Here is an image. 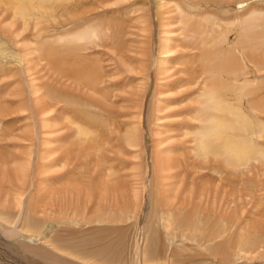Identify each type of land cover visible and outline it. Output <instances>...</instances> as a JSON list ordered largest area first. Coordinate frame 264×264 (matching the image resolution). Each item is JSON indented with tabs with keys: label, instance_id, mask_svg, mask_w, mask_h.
Instances as JSON below:
<instances>
[{
	"label": "bare ground",
	"instance_id": "6f19581e",
	"mask_svg": "<svg viewBox=\"0 0 264 264\" xmlns=\"http://www.w3.org/2000/svg\"><path fill=\"white\" fill-rule=\"evenodd\" d=\"M54 1L62 2L64 0H0V212H11L10 215L14 218H19L22 215V224L19 226V232L17 233L13 232L15 231L14 229H6V226H10L13 222L0 216V232L13 241L7 242L4 239L6 245L0 243V247H4V250L0 253L3 254L4 252L10 258L12 256L19 257V260L20 258H24V255L30 254L45 264H73V260L88 264H106L104 261L100 262L97 259L99 256L97 253L93 255L88 253L75 255L65 252L64 248L54 243L56 236L43 234V231H46V223L48 221V218L45 219V217L50 216L54 211H52L53 205L51 203V196L54 193L53 189L65 194L67 190H71L74 193L77 185L73 183L74 181L69 182L67 177L70 173L73 175L74 172H77L78 168L86 165L87 161L85 159L88 157L92 164V170L91 168L88 170H91L92 174L85 178L81 173L77 172L79 177L89 179L88 183H92L91 185L94 190L98 188L101 191L102 186L109 188L117 184V182L113 184L111 182V185H109L110 179L115 178V173L112 170V165L105 168L101 165L99 150L109 141L107 137L115 133L116 130L119 132V129L121 130L123 125L126 129H123V133L119 135L120 141L127 148L137 147L141 140L139 128L140 124H142V115L141 113H132L131 117L134 118V121H132L135 125L131 127L130 122L126 121L127 126H125V123L123 124L118 121L117 117L120 115L116 114L117 111L111 113V110L102 102V100L108 101L110 98L109 87L104 85L105 78H108L109 75L104 74L100 65H98V58L96 56H93L92 53H84L88 43H95L96 40L98 43L101 40V45L105 47L108 38L115 40L112 46L114 52L124 48L123 43L118 40L122 28L117 24H112L107 28V32L103 34L91 30L88 33L82 32L77 34L70 39L58 41L52 38L53 40H51L53 31L51 33V30L45 24L55 17L54 11L58 7L53 9ZM211 1L213 0H210V3ZM219 1L221 0H214L216 5H218L216 8L221 9L226 15L229 9H222L224 4L222 3L223 5L220 6L221 2L219 3ZM227 1L229 2V0ZM234 1L236 3H232L231 1L229 3L239 4V8H242L245 4L243 2H247L248 0ZM208 2V0H183L184 14L186 16L185 18H181L179 25V29L181 30L180 33L178 32L182 35V39H179V42H177L176 38H172V42L167 36L162 37V39L159 37V53L157 52L158 57L154 59L155 70L157 68L154 78L162 83V80H167V77H164V75H167L171 68L176 66V71L173 72V77L175 76L173 81L166 82L163 85L160 84L156 89L155 95L162 96L169 92L170 94L175 93L177 96L181 95L172 101L158 99L153 113L157 115V113L166 110L167 107L164 104L178 105L179 103L189 101L192 106H196V109L193 107L194 109H191L186 114L188 116L191 114L189 120L191 122H198L200 126L184 128L183 138L191 137L190 139L193 143L192 151L194 152L193 158H200L204 161L215 160L218 165H213L210 170L217 173L222 182L224 180L230 182V179H225V176H228L229 173L234 174L239 167L243 168L250 161L258 164L264 158V153L256 150L251 141L252 135H255L256 138H264V126L260 123V118L264 116V96H261L264 90L261 91L263 85L259 81L260 79L264 80V76H261L264 73V14H255L253 12L246 16V12H243L245 17L243 16L239 18L238 22L237 20L234 22L235 24L238 23L237 25L240 28L239 30L237 29V32L234 31L236 33L235 39L225 43V35H227L230 29L226 28L228 26L222 28L223 24L219 22V24L215 23L217 14L212 17L214 12L210 16L214 19L207 17L209 15H206V13L210 11L211 4L209 5L210 8L206 6L209 10L208 8H204V10L203 7L205 6L202 5L205 3L208 5ZM155 4H153L154 7H151L155 8L154 12L156 10L157 19H160V24L158 22L159 33L162 36L170 34L171 32L164 30L167 26L163 16L165 12L161 11L166 2L162 3L158 0ZM59 5L63 6L64 4L59 3ZM178 6V9L181 10V6ZM67 7L69 5L61 8V11L65 13ZM229 8L231 9L232 7L230 6ZM213 9L217 11L215 7ZM247 10V13L250 12V9ZM204 13L207 18L202 17ZM220 13L221 11L219 10L218 16H220ZM223 13L221 14L223 15ZM239 14L241 13L239 12ZM238 16L236 14L234 17L238 19ZM224 17L227 18V16ZM7 20L10 21L8 27L5 24ZM232 20L235 21L233 17ZM111 23H113V19ZM28 26L30 27V32L32 31L30 37L34 41V47L30 49V52L36 53L37 63L45 71L44 75L48 77L46 81H52L50 84L41 82L42 80L40 81V79L34 77L32 72L34 71V66H31V61L27 60L25 55L18 58L11 50L10 46H13L17 42L16 39L24 34L23 32L26 31L24 28H28ZM218 26L221 29L217 28ZM172 51L177 52V55H171ZM22 53L25 54V52ZM7 56L13 57L15 60L17 57V64L23 65L24 73L27 74L26 78H29L28 91L26 90L28 92L27 96L24 89V93L21 91L22 88L8 90L10 85L14 83V80L5 81V79L19 77L21 74L18 73L16 68L6 67L8 63L2 59ZM177 56L180 57L176 58ZM141 57L140 60L135 61L136 64H139V68L136 67L137 70L135 68L136 65L132 66L126 62H122L124 64L123 67L131 73L136 71V74L138 73V69L141 68L139 71L143 73V63L147 56L143 53ZM172 57L175 58L173 59ZM160 76H163V78H159ZM5 84L8 87L5 88ZM194 87H197V89L191 92V88ZM81 93H85L86 99L84 96L83 98L80 97ZM196 93H198L197 96H194ZM26 98L30 99L33 117L30 113L29 101H25L27 100ZM92 100L94 103L91 102ZM133 105L135 108L137 107L136 99ZM28 112L29 114H27ZM57 112L60 118L57 116ZM179 114L177 113L176 115ZM181 114H184V112ZM159 118L157 117V120ZM34 119L37 120L36 123L33 121ZM55 119H60L62 122L58 121V123H61V129L59 128L57 131L67 132L71 130V133L58 135L55 139L51 138V133L55 129L52 130L53 125L51 123ZM112 126H115V128ZM38 129V132H40V145H37L36 153L33 155L34 134L36 135ZM157 135H160V133H157ZM70 137L72 138L70 143H68L67 139ZM65 140L66 144H68L63 146L62 143ZM21 142L23 143L21 144ZM161 142H163V139L159 141V144ZM53 143H57L58 145L53 146ZM124 144L122 145L123 147L125 146ZM120 147L117 148L120 150ZM121 149L125 151V148ZM173 151L175 149H169L165 152L169 156H162L163 153L159 154V158L157 159V167L159 169L175 166L176 159H172V154H170ZM33 157L35 158L34 160ZM90 157L95 158L96 161ZM208 157L210 158L208 159ZM186 158L182 154L181 161L179 160L180 164L186 163ZM103 165H108V163ZM189 165L187 166L190 167ZM199 165L197 167V165L194 166L192 163L193 168H189L186 172L191 171L193 175L199 173L204 168L202 164ZM223 169H226V171ZM103 178L106 181L101 182ZM249 181L247 184L252 185L253 183ZM68 182L70 187L67 186ZM54 185L59 186L52 188ZM250 187L252 188V186ZM76 191H79V188ZM93 191L87 196L90 197ZM65 194H62V196ZM57 211L63 213L64 210L58 209ZM76 213L78 214V212ZM191 213L193 211L189 214ZM189 214L185 216L181 213L178 217L179 224L184 227V229L182 228L183 231H192L195 234L196 237L193 240L200 241V244L197 243V245L199 244L198 246L209 244L207 248L211 247L212 251L209 248L206 249L211 251L212 260H216L214 264H217V262L230 264L228 254L225 252L226 243L230 240L231 242L227 244L231 253L235 255L239 253L259 255V258L262 259L261 256L264 251L263 231H258L257 238L229 240L228 229H223L225 226H220L223 229L220 231H217L216 228L214 231H199V229L195 231L197 227L192 224L193 220H195L192 218L196 213H193V216H189ZM37 215H42L44 218H42L43 224L35 219ZM197 216L196 219H198ZM168 218L165 219L166 222L164 223L166 228H170V225L173 223ZM203 220L202 224L207 219ZM179 224L176 225L181 227ZM205 224H208V222ZM177 226L176 228H178ZM220 227L218 226V229ZM225 235L228 237V240L225 239ZM210 251L208 252L210 253ZM56 252L71 259L67 260L58 257ZM198 254L201 255L203 253L200 254L199 251ZM218 255H220L219 258ZM17 260L15 258L14 262ZM28 261L30 260L28 259ZM31 262L30 264H33Z\"/></svg>",
	"mask_w": 264,
	"mask_h": 264
},
{
	"label": "rangeland",
	"instance_id": "374dc122",
	"mask_svg": "<svg viewBox=\"0 0 264 264\" xmlns=\"http://www.w3.org/2000/svg\"><path fill=\"white\" fill-rule=\"evenodd\" d=\"M157 1L158 0L54 1L53 9L58 7L54 11L55 17L45 24L46 27L51 30V33L53 31L52 37L50 38L51 40L55 39L61 41L70 39L77 34L82 32L88 33L91 30L103 34L107 32V28L112 24H117L122 28L118 40L123 43L124 48L114 52L112 46L115 40L108 38L105 47L101 45V40H99L98 43L97 40L95 43H88L84 53H92L93 56H96L98 58V65H100L104 74L109 75L108 78H105L104 85L109 87L108 92L110 98L108 101L102 100L104 105L111 110H109L111 113L117 111L116 114L120 115L117 117L118 121L123 124L125 123V126H127V122L131 123L130 127L135 125L133 124L134 118L131 117L134 112L136 114L141 113L142 124H140L139 128V131H141V140L137 147L127 148V146L120 141L119 135L123 133V129H126L123 125L121 130L119 129V132L116 130L115 133L107 137L109 141L105 144L106 146L103 145L99 150L100 155H98L99 161L102 163L101 165L104 168L110 167V165L113 166L111 167L115 173V178L110 179L109 185H111V182L112 184L117 182V184L119 183L118 185L116 184L109 188L102 186L101 191L98 188L94 190L91 185L92 183H88L89 179H85L92 174V164L90 163L89 157L85 159V161H87L86 165H83L81 168L77 167V172H79V174L81 173L85 178L79 177L77 172H74L72 175L70 171H68L71 175L69 174L67 179L69 182L74 181L73 183L77 185L76 190L79 188L80 192L74 190L73 193V191L67 190L68 193L66 191L65 194L53 189L54 193L51 196V203L53 205L52 211H54L53 213L51 212L52 214H50V216L45 217V219L48 218V221L46 220V231H43V234L56 236L54 243L64 248L65 252L75 255H84L85 253L93 255L97 253L99 255L97 259L100 262L104 261L106 264H214L216 260H212V248L208 247L211 251L207 250L209 244L198 246L200 241L193 240L196 236L192 231H183L184 227L179 224L180 221L178 217L181 213L186 216L193 211V213H196L192 218L195 219L192 224L197 227L195 231H198V229L199 231H214L215 228L217 231H220L226 228L229 231V240L257 238L258 231L264 232V158L262 161H259L258 164L250 161L251 163L248 162L243 168L239 167L234 174L232 173L233 175L229 173V175H231L230 178H228L229 175L225 176V179H230V182L226 180L222 182L220 176L210 170L213 165H218L215 160L204 161L196 157H194L196 161L193 160L194 152L192 151L193 143L190 139L191 137H187L188 139L186 137V139L183 138L185 132L184 128L200 126L198 122H191L189 120L191 114H189V116L186 114L189 113L191 109H194L193 107L196 109V106H192L189 101L179 103L178 105L164 104V106L167 107L166 110L157 113V115L153 113L154 107L157 106L156 101L158 99L162 101H164V99L172 101L181 95L179 94L177 96L175 93L170 94V92L162 96L155 95L156 89L160 84L163 85L166 82L173 81L175 78V76L173 77V72L176 71V66L171 68L170 72L167 74L168 76L164 75V77H167V80H162V83H160V81L154 78L157 70V68L155 70L154 59L158 57L157 54L159 53V37L162 39V37L167 36L172 42V38H176L177 42H179V39H182V35L179 34L181 30L179 29V25L181 18H185L186 16L184 14L183 0H160L162 3L166 2V5L164 4L165 6L161 10L165 12L162 13L166 15V18L165 15H163L166 20L165 24L167 25L164 30L171 32L170 34L162 36L159 33L160 30L158 25V22L160 24V19H157L156 10L154 12L155 8H153V4L157 3ZM208 1V5L207 3H205L206 5H202L205 6L203 9H207L211 4V8L213 9L215 7L217 11L214 9L213 11L209 7L210 11H208V8L207 13L209 14L206 13V15L209 16L207 17L209 19H214L212 17L217 14L215 23L219 22L223 24V27L221 25L222 28L228 26L226 28L230 29L229 32L227 31L228 33L226 32L225 43L235 39L236 33H234V31L237 32V29H240L239 25H237L238 23H234L236 20L238 22L240 20L239 18L245 17V14L247 16V14L249 15L253 12H255V14H264V0H246L247 2H243V4L245 3L244 6L249 4L251 6L248 5L247 7L249 8L246 6L239 8V4L236 5L234 0H229V2H235L234 4L229 3L227 0H221L219 1V3L221 2L219 5L222 6L224 4L222 9H229V13L227 11L226 15L221 9L216 8L218 5H216L214 0L211 1V3L210 0ZM59 3L64 5H61V7ZM213 4H215V6H213ZM66 5H69V7H67L65 13H63L61 8H64ZM178 5L181 6V10L178 9ZM206 6L208 7L206 8ZM230 6L232 8L234 7V9H230ZM247 9H250V12L247 13ZM219 10L223 13V15L220 13L221 17L218 16ZM213 12L214 15H212ZM239 12L241 14H239ZM243 12L246 13L244 14ZM236 14L239 15L238 19L234 17ZM206 15L204 13L202 17L207 18ZM211 15L212 17H210ZM224 16H227V18ZM232 17L235 21H231ZM112 19L113 23H111ZM5 24L8 27L10 21L7 20ZM29 28V26L28 28H24L26 31L23 30L24 34L22 33L23 35L16 39L18 43L16 42L13 46H10L11 50L18 58L25 55V58L31 61V66H34V71H32L34 77L40 79V81L42 80L41 82L50 84L52 81H46L48 77L44 75L45 71L42 70L39 63H37L36 53L30 52V49L34 47V41H32L30 37L32 31L30 32ZM217 28L220 27L218 26ZM24 35L25 37H23ZM20 49H22L23 51H21L25 52V54L22 53ZM84 53L82 52V54ZM143 53L147 56L143 63V73L139 71L141 68L138 69V73L136 74V71L131 73L123 67L124 64L122 62H126L132 66L136 65L135 68H139V64H136L135 61L140 60ZM170 54L176 56L177 52L172 51ZM7 57L2 59L4 62L8 63L6 67L12 69L16 68L18 73L21 74L19 76L20 78L13 77L11 79H5V81L14 80V83L12 82L13 84L10 85L8 90L22 88L21 91L24 89L27 96L29 78H26L27 74L24 73L23 65L17 64V57L16 60L13 59V57ZM178 57L180 56L176 58ZM172 58L174 59L175 57ZM261 76H264V73ZM159 78L162 79L163 76ZM259 81L263 85L262 91L264 90V80L260 79ZM6 87H8V85L6 86L5 84V88ZM196 89L197 87L191 88V92H194ZM197 94L198 93L194 96H197ZM83 96L86 99L85 93L80 95L81 98H83ZM261 96H264V93H262ZM134 98L137 101L136 108L133 105L135 101ZM26 99L27 100H24L27 102L29 101V109L33 117L30 99ZM91 102H93V100ZM183 112L184 114H181ZM24 113L26 114V112ZM177 113L180 114L176 115ZM27 114H29V112ZM52 114L54 113L52 112ZM56 114L57 116L59 115L58 112ZM57 116L55 117L57 118ZM157 117H160L159 120H157ZM262 117L263 118H260V123L264 126V116ZM33 121H35V123L37 122L36 119ZM58 121H60V119H55L54 122L51 123V125H53L52 130L55 128L51 133V138L54 139L58 135L71 133V130L67 132L57 131L62 123L61 121V123H58ZM185 124L187 125L185 126ZM112 127L115 128V126ZM38 131L39 129L36 132L38 136L34 134L33 155L36 153V147L40 145V132ZM157 133H160V135H157ZM252 136L254 139L251 138V141L256 147V150L264 153V138H256L255 135ZM71 138L72 137L67 139L68 143H70ZM159 139H163V142L160 144L159 141L161 140ZM22 143L23 142H21V144ZM122 143L125 145L124 147ZM67 144L66 140L62 143L63 146ZM54 145L56 146L58 144L53 143V146ZM117 147H120V150ZM121 148H125V151H122L123 149ZM169 149H175V151L170 153L172 154L171 158L176 159L175 166L166 169L161 168V170L157 167V159L159 158V154L162 153V156H169L166 155L168 153H165ZM182 154L187 157V162L180 164L179 160ZM209 158L210 157H208V159ZM34 159L33 157V160ZM91 159L96 161L95 158ZM107 163L108 165H103ZM192 163L194 166L197 165V167L200 166L199 164H202L204 167L203 170L195 175L191 174V171L187 173L186 171L189 168H193ZM86 168L87 170L91 168V170H88V172ZM74 170H76V168H74ZM223 170L226 171V169ZM104 180L103 178L101 182ZM248 181L253 184H247ZM69 182L67 186L70 187ZM58 186L59 185H54L52 188ZM250 186H252V188ZM91 191H93V193L88 197ZM62 194H65V197L62 196ZM61 198L62 200H60ZM58 209H63L65 212H58ZM75 211L78 212V214ZM10 213L11 212H0V216L13 222L10 226L7 225L6 229H14L15 231L13 232L17 233L19 232V226L22 224V215L19 216V218H14ZM193 213L189 214V216ZM196 216L199 220L196 219ZM42 218V215H37L35 219L43 224L44 218ZM167 218L169 221L171 220V222H173L170 228H166L164 224ZM203 219L207 220L204 221ZM202 220L204 221L203 224L206 222H208V224L201 226L203 225ZM176 224H179L181 227H178ZM188 224L190 225V223ZM176 226L178 228H176ZM218 226L225 227L223 229H221V227L218 229ZM212 228L214 229L212 230ZM180 230L182 231L181 234ZM0 235V243L2 245H6L4 239L7 242H13L11 239H8L4 233L0 232ZM227 238L228 237L225 235L226 240H228ZM216 241H218V239H216ZM230 242L231 240L227 243ZM197 243L199 244L197 245ZM227 243L225 252L228 254L230 264H264V251L261 256L262 259L259 258V255H247L243 253L235 255L231 253ZM3 250L4 247L1 246L0 252ZM199 251L200 254L203 253L204 255H199ZM208 251H210V253ZM56 254H58V257L64 259H71L61 253L56 252ZM26 255L27 256L24 255V258H20L19 260V257L12 256V258H10L5 255L4 252L3 254L0 253V264H30L31 261L33 264H45L30 254ZM29 256L30 258H28ZM219 256L220 255H218V258ZM15 258L18 259L16 261L17 263L14 262ZM28 259L30 261H28ZM73 261V264H88L82 261ZM217 264L225 263L217 262Z\"/></svg>",
	"mask_w": 264,
	"mask_h": 264
}]
</instances>
